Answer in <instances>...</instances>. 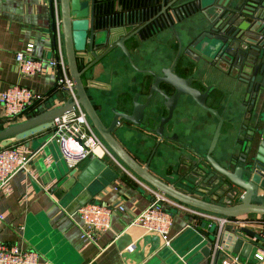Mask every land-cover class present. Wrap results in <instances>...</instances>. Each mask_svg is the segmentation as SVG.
I'll use <instances>...</instances> for the list:
<instances>
[{
	"label": "water",
	"instance_id": "water-1",
	"mask_svg": "<svg viewBox=\"0 0 264 264\" xmlns=\"http://www.w3.org/2000/svg\"><path fill=\"white\" fill-rule=\"evenodd\" d=\"M60 10L66 58L78 104L123 166L141 181L186 206L234 220L264 218V0H161V5L147 9L148 21L134 32L131 27L98 30L96 0H60ZM196 15V20L186 28L189 40L184 41L176 25ZM140 21L137 15L135 27ZM162 24L177 35V59L160 72L150 73L153 80L149 90L141 88L131 101L122 97L121 108L107 109L106 116L103 115L89 93L91 87L99 86L92 77L93 69L117 50L130 58L127 41L132 39L131 46L135 47L144 32L156 33ZM197 30L200 32L195 35ZM185 56L196 63L194 68L189 65L191 61L183 59ZM178 60L180 73L175 68ZM201 61L211 66L203 71L199 69L194 76ZM191 71L187 77L181 73ZM209 73L216 79L233 78L235 90L240 94L245 92L247 111L242 117L235 111L226 121L220 110L210 105V101L217 102L215 93L220 88L205 83ZM185 98L214 114L219 124L207 150L179 144L192 155L181 154L179 176L168 178L153 171L150 160L142 162L133 155L117 131L143 132L148 140L155 142L154 152L161 145L168 147L177 137L171 135L174 111L180 99ZM75 108L76 102L71 97L60 105L55 104V98L50 99L27 119L0 128V149L47 134L57 118ZM225 130L228 135H235V141L218 151ZM50 138L51 135L47 136V140ZM102 169L113 172L106 164H102ZM206 226L203 222L202 229ZM218 229L212 224L210 234H204L205 257L212 256L218 238L223 248L228 237L246 241L254 250L264 247V236L248 227H228L220 237ZM142 241L143 245L133 243L127 232L117 240L120 249L132 248L124 254L136 264L146 260L148 245L151 246L149 257L166 264L178 261L172 245H162L160 236L147 235ZM222 250L216 253L215 264H220Z\"/></svg>",
	"mask_w": 264,
	"mask_h": 264
},
{
	"label": "crops",
	"instance_id": "crops-1",
	"mask_svg": "<svg viewBox=\"0 0 264 264\" xmlns=\"http://www.w3.org/2000/svg\"><path fill=\"white\" fill-rule=\"evenodd\" d=\"M196 18L197 15L178 26L184 41L189 40L186 28ZM162 32L149 41L131 46L135 64L140 69L150 67L161 56H165L164 63L175 57L177 37L170 29ZM198 33L197 30L194 34ZM57 37L56 14L51 0H0V95L10 86L19 84L46 96L47 102L55 98L56 105L64 104L71 97L68 91L58 88L55 68L46 65L40 75L24 77L16 65L17 52L25 50L29 43H34L33 57H54ZM115 52L121 53L120 50ZM184 59L188 63L191 61L186 56ZM159 63V66L161 63L165 65ZM101 65H97L92 74L99 86L91 87L89 93L94 104L106 116L107 109L121 108L122 97L125 96L127 101L133 99L137 92L136 79L139 80L142 74L130 66L127 59H120L117 55L107 59L106 70L98 74L96 70ZM198 66L194 76H197L195 74L199 73V69L203 71L211 65L201 61ZM192 71L181 73L187 77ZM205 83L220 88L215 93L217 102L210 101V105L219 109L226 121L234 116L235 111H242L240 117L244 115L245 107L240 103L241 96L235 90L236 82L233 78L226 76L224 80L216 79L209 73ZM31 108L30 113L33 115L37 108ZM174 114L171 135L174 133L177 137L168 147L159 146L156 152L155 142L148 140L143 132L141 134L128 129L117 131L120 140L133 155L142 162L150 160L151 169L168 178L179 176L181 154L192 155L190 150L183 149L179 144L207 150L219 123L214 114L194 102L186 101V98L178 104ZM107 119L110 117L107 116ZM10 124L13 123L7 124L4 121V112L0 106V126ZM225 132L220 138L218 151L235 141V135L230 136ZM51 134L52 129L45 135L17 144L29 151L28 156L32 159L28 171L13 178L12 192L6 195L0 191V214L5 216L4 222L0 224V243L37 250L41 254V261L49 264H136L134 259L125 256L124 251L128 248L120 249L117 240L127 232L133 243L143 245V237L154 236L132 224L136 215L151 204L153 197L130 173L103 152L76 167H69L61 157L57 142L47 140ZM102 164H106L113 172L102 169ZM91 202L123 206L124 210L113 213L110 231L103 233L96 242L86 244L82 238L78 211L81 206ZM202 225L203 221L197 222L173 210L169 238L179 258L171 263L212 264V256L205 257L202 253L204 234H210V227L207 225L202 229ZM248 228L264 236V228ZM161 244L166 245L164 241ZM225 245L220 264L230 259L238 264H264V247L254 250L246 241L229 237ZM150 248V245L146 247V260L141 264H166L149 257ZM258 255L263 260H259Z\"/></svg>",
	"mask_w": 264,
	"mask_h": 264
},
{
	"label": "built area",
	"instance_id": "built-area-1",
	"mask_svg": "<svg viewBox=\"0 0 264 264\" xmlns=\"http://www.w3.org/2000/svg\"><path fill=\"white\" fill-rule=\"evenodd\" d=\"M56 14V26L58 29L56 55L51 59L35 58L32 56L34 43H29L23 51L16 54L18 71L24 77L40 75L46 65L57 70V86L69 92L71 100L76 102L73 112L57 118L54 122L50 141L59 145L62 159L69 167H76L90 157L97 156L100 152L113 158L127 173H130L119 159L114 155L97 130L92 125L89 117L78 104V98L74 90V82L69 73L64 40L62 34V21L60 0H51ZM48 98L31 88L15 84L10 86L0 95V106L4 112V121L16 123L27 119L32 114L26 113L28 108L34 107L36 111L47 103ZM30 152L20 146L12 145L0 149V191L6 195L12 192V180L21 172L28 171L31 157ZM137 180L153 197V201L140 214L136 215L133 225L143 228L147 233L160 236L166 244H170L169 234L173 225V210L186 214L192 220L206 222L209 227L216 224L218 236L228 227H255L264 228V218L254 220H234L225 216L198 210L186 206L175 199L157 191L152 186ZM124 210L123 206L91 202L80 207L78 213L81 218L82 238L86 244L96 242L103 233L112 229V216L115 211ZM5 216L0 214V224ZM241 226H239V225ZM264 233V232H263ZM223 247L218 238L214 244L212 264H215L216 253ZM128 249H132L129 247ZM259 260H263L258 255ZM228 261V262H227ZM224 264H238L230 259ZM0 264H49L41 261V254L34 249H22L18 245L0 243Z\"/></svg>",
	"mask_w": 264,
	"mask_h": 264
},
{
	"label": "flooded vegetation",
	"instance_id": "flooded-vegetation-1",
	"mask_svg": "<svg viewBox=\"0 0 264 264\" xmlns=\"http://www.w3.org/2000/svg\"><path fill=\"white\" fill-rule=\"evenodd\" d=\"M96 2H97V6H98V12L96 13L95 24H96V28L98 30L104 29V30L115 31L116 29L118 30V29H123L125 27H131L132 32L136 31V29H138V28H140L146 24V22L148 21V19H147V9L148 8L156 7V5L157 6L161 5V0L158 1V4L156 3V0H96ZM137 15H138V18L141 17L142 21H140L137 24L138 26L135 27V17ZM144 16H145V19H144ZM162 18H163V16H162ZM160 21H162V20H160ZM161 23H163V22H161ZM180 24L181 23H177V25H176V29H177L178 34H180V32L178 31V26ZM166 29H169V28L166 27L165 24H162L161 27H157L158 31H156V33L148 35L146 32H144L142 35L143 36L142 39H140V42L143 43L144 41H149L151 38H153L157 34L163 33L162 31H164ZM141 30H142V28H141ZM143 30H145V29H143ZM173 33H174V31H173ZM174 34H175V37H177L176 33H174ZM131 42H133L132 39L127 41V43H126L127 46L129 47V50H131L130 49L131 48ZM178 49H179V41H178ZM178 49H177V52L175 54V57L170 62L164 63L165 62V56H161L158 58V60L155 59V61H153L152 65L150 67L145 68V69L144 68L140 69L139 67L136 66L132 51L130 54V58L127 57L124 53H122V51H121V53L112 52L110 55H108L101 62L103 65L98 67L96 72L98 74H100V73H102V71H105L106 70V66H105L106 60L112 58L113 55L115 54L118 57H120V59L121 58L127 59L129 61V65L134 67L137 71H139L142 74V76L139 78V80L136 79V86L134 85L137 88V89L135 88L137 90V92H139L141 88H146L147 90H149L150 83L153 80L152 75L150 73L152 71L160 72L161 68L171 66L173 64V62L177 59ZM130 60L133 61V64ZM159 62H163L165 65H162V63H161V66H159V64H160ZM178 64H179V60H178V63L176 65L177 67H175V68H176V72L180 73V68H178L179 67ZM194 64H196V63L191 62V65L190 64L189 65L192 68H194ZM194 85H195V83H194ZM137 92L135 93V95L137 94ZM240 96H241L240 97L241 98L240 103H241V105H243L245 107V103H246L245 92H244V94L241 93ZM182 100L180 99L178 104H180L182 102ZM189 100H191L189 102H194L192 99H189ZM194 103H196V102H194ZM246 108L247 107H245V112L247 111ZM241 112L242 111L240 110V115H241ZM165 115H167V114H165ZM218 122H219V120H218Z\"/></svg>",
	"mask_w": 264,
	"mask_h": 264
},
{
	"label": "trees",
	"instance_id": "trees-1",
	"mask_svg": "<svg viewBox=\"0 0 264 264\" xmlns=\"http://www.w3.org/2000/svg\"><path fill=\"white\" fill-rule=\"evenodd\" d=\"M30 109H32V108H28V109L26 110V113H30ZM2 127H4V126H0V128H2Z\"/></svg>",
	"mask_w": 264,
	"mask_h": 264
},
{
	"label": "rangeland",
	"instance_id": "rangeland-1",
	"mask_svg": "<svg viewBox=\"0 0 264 264\" xmlns=\"http://www.w3.org/2000/svg\"><path fill=\"white\" fill-rule=\"evenodd\" d=\"M200 76H202V73L199 74ZM207 82V81H206ZM151 166V165H150Z\"/></svg>",
	"mask_w": 264,
	"mask_h": 264
}]
</instances>
